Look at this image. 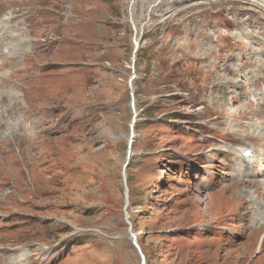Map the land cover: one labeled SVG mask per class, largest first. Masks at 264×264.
<instances>
[{"label": "rangeland", "instance_id": "374dc122", "mask_svg": "<svg viewBox=\"0 0 264 264\" xmlns=\"http://www.w3.org/2000/svg\"><path fill=\"white\" fill-rule=\"evenodd\" d=\"M7 1V32L46 10L33 41L49 46L0 48L3 76L19 70L0 85V264L19 248L36 251L21 264H140L122 199L131 105L126 214L145 264H264V186L230 185L235 150L264 159V0ZM21 120L31 149L9 147ZM244 171L264 181V162Z\"/></svg>", "mask_w": 264, "mask_h": 264}, {"label": "bare ground", "instance_id": "6f19581e", "mask_svg": "<svg viewBox=\"0 0 264 264\" xmlns=\"http://www.w3.org/2000/svg\"><path fill=\"white\" fill-rule=\"evenodd\" d=\"M11 1H19V0H9L7 2H11ZM1 5H3V4L0 2V6ZM28 10H30V18L31 19L25 18L24 15L26 14V12L24 10V13H21L22 16H24V19L22 20L23 28H19V29L17 28L16 31H12V29H11V32H7V29H8V25H10L11 22H15L19 18L20 15H18V13H19L18 10L17 11H14V10L9 11L8 15H6V17L4 19L0 20V31L4 32L0 36V48H1V52L2 51H8L7 57H6L8 59H12V60L17 61V60H20L21 57H23V60L27 61L33 53L38 52L39 50L43 49V47L49 46V42L47 40H45L44 38H43L44 40L42 39L41 42L40 41L39 42L33 41L34 39H37L36 38V34H37L36 24H33V21L36 22L37 18L40 21L45 16L46 10L43 8H40L38 11L33 10V9H29V8H28ZM19 11L21 12V10H19ZM135 41L137 42V39ZM22 50H24V54L22 53ZM10 71H11L10 75H8V76H3V74L0 72V85H5V86L11 85L12 86L16 83L18 77L15 75L19 70L12 67L10 69ZM26 75H28V73ZM0 92L3 93L2 90H0ZM16 94L17 93H14L12 91V92L8 93V95L4 98L13 97L15 100H17L15 98ZM17 104H18V102L14 103V106H13L14 111L18 107ZM10 112H12V110ZM6 113L8 115V118L11 120L12 117L8 113L7 110H6ZM9 133H10V136L8 138V139H10L9 147L10 146L14 147V145H16V146H18V150H21L22 149L21 147H23V145L28 146V149H31L33 147V143L35 142L36 137L31 134V132L26 127V123H24L22 120L18 121L17 127H16V125H14V126L9 125ZM242 149L243 148H241L239 150H235V151L238 154H243ZM11 152H12V150L10 149L9 153H11ZM260 155L261 154H259L256 150L252 149L251 157H249V158L240 157V160L237 161V166H239V169H237V172H238L237 177H236V179H234V181L230 185L234 186V184H242V183L247 184L250 182H259L260 184H262L264 186V181H251V180H245L244 179V175H246L244 170L247 169L248 166H250V168H251L252 166H255L258 163L264 162V159L261 158ZM241 163L243 166L241 165ZM249 173L252 174V172H249ZM224 187H226V186H224ZM256 192L258 194H260V192L255 191V190L252 192L253 194H251V195L244 194L245 197L247 198L248 202L253 201V197H256V195H257ZM261 193H263V192H261ZM263 198H260V200H258L260 202H253V203H255L257 205L256 209H258V210L262 209L263 210V211L259 210V212H260L259 216L264 219V200H263ZM240 212H242V213L240 214ZM240 212H239V214L241 216V220L245 221V219H246L245 210L240 211ZM245 224L247 225L246 230L252 229V226H250V223H248V221H246ZM263 224H264V220H263V223H260V227H264ZM21 251H22V254L19 255L17 258H15V259H14V257L8 258L7 261L3 260L2 264H21L24 261H27L28 259H30L31 256L32 257L36 256L34 254L36 251H30L28 249H26V250L21 249ZM3 252H5V251H2L1 253H3ZM6 252L8 253L9 250H6Z\"/></svg>", "mask_w": 264, "mask_h": 264}, {"label": "water", "instance_id": "95a60500", "mask_svg": "<svg viewBox=\"0 0 264 264\" xmlns=\"http://www.w3.org/2000/svg\"><path fill=\"white\" fill-rule=\"evenodd\" d=\"M132 3L130 4V7L132 6ZM132 25V23H131ZM132 30L133 32L135 33V29L132 25ZM135 46V49L138 48V45L137 44H134ZM136 52V51H135ZM129 89L132 90V86H131V82L129 83ZM135 123V119L132 120V126L134 125ZM127 164H128V161L126 162L124 168H123V171L121 173V178H122V182H123V187H124V222L125 224L129 227V230H128V234H129V238H130V242H131V245L133 246V248L136 250L139 258H140V264H145V258H144V255L142 254L141 252V249L140 247L138 246L137 242H136V237L134 235H132V231H131V228H130V223L128 221V217H127V214H126V210L128 208V205H129V200H128V188L126 186V179H125V169L127 167Z\"/></svg>", "mask_w": 264, "mask_h": 264}, {"label": "trees", "instance_id": "16d2710c", "mask_svg": "<svg viewBox=\"0 0 264 264\" xmlns=\"http://www.w3.org/2000/svg\"><path fill=\"white\" fill-rule=\"evenodd\" d=\"M139 51H140V50H139ZM139 51L136 53V58H138V59H139V53H140ZM128 167H129V164H128L127 168H128ZM127 168H126V169H127ZM123 191H124V189H123ZM129 198H130V191H129ZM122 199H123V208H124V193H123V195H122ZM124 223H125V222H124ZM130 244H131V243H130ZM131 246H132V245H131ZM132 247H133V246H132Z\"/></svg>", "mask_w": 264, "mask_h": 264}]
</instances>
